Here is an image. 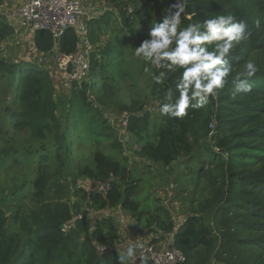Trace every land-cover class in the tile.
Listing matches in <instances>:
<instances>
[{"label": "trees", "instance_id": "1", "mask_svg": "<svg viewBox=\"0 0 264 264\" xmlns=\"http://www.w3.org/2000/svg\"><path fill=\"white\" fill-rule=\"evenodd\" d=\"M105 1L109 9L89 22L95 45L91 77L80 87L75 84L69 94L57 90L45 63L5 53L2 43L15 28L0 11V82L6 80L3 90L10 98L9 105L2 102L5 122L11 130H27L31 136L22 148L15 136L0 133V172L9 170L10 177L0 180V264H122L119 258L124 255L116 249H97L119 242L120 225L111 212L122 209L141 227L153 229L150 233L172 234L175 246L187 256L182 264H264V0H187L183 27L232 14L247 23L251 36L230 55L232 71L218 96L202 109H189L182 119L158 112L180 70L166 73L160 84L147 73L145 92L141 76L146 64L132 48L140 44L142 34L136 29L143 27L144 14L156 11L151 25L157 15H165L164 4L175 0L144 5L141 0H113L117 8ZM103 28L110 33L105 42ZM55 43L48 30L36 31L34 44L40 53H52ZM77 47L78 37L69 28L59 40V51L75 53ZM247 60L259 67L249 81L252 91L233 96L235 77ZM124 80L136 88L130 103L120 97ZM102 106L118 111L121 122L127 120L119 129L140 144L135 153L145 159L147 169L171 167L176 161L187 168L184 180L180 175L174 180L177 188L186 190L191 182L195 189L189 213L180 223L169 206L157 203L158 197L142 196L143 174L131 170L127 158L96 150L91 162L82 165L84 157H75V148L111 140L122 151L123 141H129L118 137ZM185 155L188 159L181 160ZM22 163L26 170L21 176L10 173ZM76 170L92 188L76 186ZM101 181L109 182L108 191L97 187ZM205 183L209 185L204 192ZM66 224L71 226L64 229ZM123 264H128L126 259Z\"/></svg>", "mask_w": 264, "mask_h": 264}, {"label": "clouds", "instance_id": "2", "mask_svg": "<svg viewBox=\"0 0 264 264\" xmlns=\"http://www.w3.org/2000/svg\"><path fill=\"white\" fill-rule=\"evenodd\" d=\"M186 7L187 0H175L159 22L151 23L148 37L133 52L145 62L144 72L157 84L163 82L166 73L180 70L173 86L166 89L159 102L158 112L162 117L182 119L189 109H202L210 99H215L232 71L230 55L251 36L247 23L232 14L180 28ZM151 69L160 71L156 73ZM258 71L254 61H245L243 70L235 77L232 95L250 93L252 84L249 81ZM132 255L133 248L129 246L127 256ZM119 259L123 264L126 257Z\"/></svg>", "mask_w": 264, "mask_h": 264}, {"label": "rangeland", "instance_id": "3", "mask_svg": "<svg viewBox=\"0 0 264 264\" xmlns=\"http://www.w3.org/2000/svg\"><path fill=\"white\" fill-rule=\"evenodd\" d=\"M150 0H141V4L144 5L145 3H148ZM84 3L86 5L92 4L93 7L96 8H103L105 9V5L101 4V0H84ZM109 3L112 4L114 7L117 8V3L113 2V0H109ZM153 1L150 5H153ZM166 8L165 14H167V9L169 6L167 4H164ZM95 8V9H96ZM2 9V8H1ZM109 9V8H108ZM108 9L104 10L102 14H104ZM117 10V9H116ZM114 10V11H116ZM3 12H6L5 9H2ZM156 11H152L151 15L149 16L148 14H144L145 21L143 23V27L139 26L136 30L137 32H141L142 35H140L138 41H142L143 39H146L148 37V31L150 28V21L154 20V17ZM100 14V15H102ZM116 19L118 22L123 23V17L121 14H119V11L115 12ZM143 17V15H142ZM157 22H159L162 19L161 15H157ZM8 22L13 25V27L16 29L17 33L20 34L21 31L23 33L21 36L16 35V36H11L9 37L5 42L2 43V48H4L7 53V49L9 46H13L15 48L23 47V50L25 51H20V54L17 55L15 54L13 58H21V59H30V60H38V59H43L41 64L45 63V67L51 70V77L53 74L56 72V53L53 51L52 53L46 54V56L43 55V57L39 56L42 55L38 50L35 49L33 46H29L28 43H26V40L30 37H26V27H21L19 25V21H12L7 18ZM143 28V30H141ZM180 28H183V25H180ZM104 32V33H103ZM100 35L102 37V41L105 42L109 36L110 33L106 28H103V31H100ZM143 37V39H140ZM140 41V42H141ZM92 45H94L92 43ZM138 46V45H137ZM136 45L132 46V48L135 50ZM95 49V45L92 50ZM27 52V56H26ZM139 59V58H138ZM141 76V82L143 84V89L145 92H148V81H147V73L142 72ZM96 77V73L93 72V79ZM130 80H124L122 82V91H121V100L122 103H130L132 102L133 96H135V87L130 86ZM3 87L7 88V82L6 80H3L0 82V133L4 132V137H10L11 134L15 140V143L17 145H20L22 148L26 147V144H29L31 142V136L30 133L25 130V131H13L10 129L9 125L5 122V107L6 105H2V102L9 105L10 98L9 96L4 92ZM65 92L69 94V88H65ZM153 106V105H152ZM152 106H149L151 108ZM108 112V111H107ZM109 119L111 121V124L116 128L117 132L119 133L118 137L123 141V140H129L128 142H124V147L122 146V151L120 149L114 148L111 144V140L104 141L101 146L92 144L91 146H83L82 148H75L74 150V155L76 158L84 157L85 160H83L82 165H86L91 162V157L94 155L93 153L96 150H102L108 155L114 156V157H120L122 159L127 158L128 166L131 168L133 171H139L142 172L143 174V182L141 183V192L142 196H146L150 194L151 196L158 197V204H165L170 207L171 214L173 216V219L177 221V223H180L182 219L186 217L189 213V207H190V200L192 198V194L194 193V185L191 184V182H187V184L190 183L188 188L186 190H183L182 188H177V184L175 183V178L180 175L181 178L184 180L185 175L188 173L186 171V167L184 164L181 163V161H176L171 167H166L162 168L161 166L156 165L155 168L152 170L147 169L146 167V161L144 158L139 156L137 153H135V150H138L140 147V144L136 142L134 139H132V136L129 133H124L121 128L119 129L120 123H125L126 121L121 122V115H118V111H113L112 110L109 112ZM17 140V141H16ZM19 143V144H18ZM37 147H40L41 144L39 142H36ZM74 157V160L76 162V158ZM188 155H185L184 157L181 158L183 159H188ZM82 160V159H79ZM78 160V161H79ZM26 170V165L22 163L21 165L17 166L14 165L12 169L10 170V173L17 172L19 176L22 175V171ZM8 171H1L0 172V180L2 177L7 176L8 178ZM76 177L79 178L76 182V186H86L89 188H92L93 184H91L90 180L87 177L81 176L80 172L77 170L75 171ZM187 180V179H186ZM70 181L73 182L72 179ZM71 182V183H72ZM209 184L205 183L204 187V192L207 191V186ZM63 198H65V195H63ZM73 200H83L82 198H74ZM124 214L130 215L129 212L124 211L123 209L121 210ZM120 210L111 212V215L120 223H124L123 225L124 231L131 230L133 232L134 227L138 225L141 230H143L144 234L146 233L147 236L150 234L152 236V233H149L150 231H153V229H150V231L147 228L141 227L137 221L134 219V217H124L121 213ZM128 213V214H127ZM99 216V215H97ZM133 222L135 225H133ZM138 227V228H139ZM122 228L119 227V230ZM123 230V229H122ZM142 232V231H141ZM142 232V233H143ZM166 237H168V233L165 234ZM171 240L174 241V237H171Z\"/></svg>", "mask_w": 264, "mask_h": 264}, {"label": "built area", "instance_id": "4", "mask_svg": "<svg viewBox=\"0 0 264 264\" xmlns=\"http://www.w3.org/2000/svg\"><path fill=\"white\" fill-rule=\"evenodd\" d=\"M3 1L4 4H7L8 0ZM105 3L104 9V7H93L92 4L86 5L84 0H23L19 6L15 5L18 6L15 10L5 15L9 20L19 21L21 27H26V37L30 36L26 40L29 46L35 47L34 36L37 30H48L52 34L56 42L54 52L57 65L53 75L60 74L65 81V86L70 90L75 84L80 87L91 77V53L94 45L89 37V22L109 8L107 2L101 0L102 5ZM132 10L130 8V12ZM69 28H72L78 37L77 51L62 54L58 48L59 40ZM22 33L23 31L18 34L15 29L13 35L21 36ZM41 54L39 56H46L45 53ZM41 60L43 61V59ZM125 121L124 125L127 126V120ZM211 126L213 127L214 123ZM97 187L103 191L110 189L108 181L99 182ZM121 214L128 217L123 212ZM119 225L123 229L119 232V242L111 248L98 246L99 252L104 253L116 247V250L126 257L128 264H182L187 261L185 253L177 248L174 241L171 240L172 234H168V237H160L157 234L152 236L148 234L147 236L138 225L134 227L133 232L131 230L124 231V223L120 222ZM133 225H135L134 222ZM70 226V224H66L64 229ZM154 239L158 240L154 242ZM129 246L133 248V255L130 257L127 256Z\"/></svg>", "mask_w": 264, "mask_h": 264}, {"label": "crops", "instance_id": "5", "mask_svg": "<svg viewBox=\"0 0 264 264\" xmlns=\"http://www.w3.org/2000/svg\"><path fill=\"white\" fill-rule=\"evenodd\" d=\"M21 1H23V0H8L6 2L7 4H4L3 3L4 1H1L0 3H3V4L2 5L0 4V8L5 9L6 12H3L2 9H0V11L7 15L12 10H15V8L19 6ZM15 5H18V6H15ZM26 56H27V52H26ZM28 60H30V59H28ZM37 61H40L42 63V60H37ZM52 79L54 81V84H55V87L57 88V90H59L63 94H66V92H65V88H66L65 81L62 78V76L60 74H55L52 76ZM153 234L154 233H152V235Z\"/></svg>", "mask_w": 264, "mask_h": 264}, {"label": "water", "instance_id": "6", "mask_svg": "<svg viewBox=\"0 0 264 264\" xmlns=\"http://www.w3.org/2000/svg\"><path fill=\"white\" fill-rule=\"evenodd\" d=\"M20 51H24L22 47H19V48H15L13 46H9L8 49H7V53L10 57H14L15 54L19 55L20 54ZM25 52V51H24ZM38 64L42 65L40 61H37ZM102 111H108L110 112L112 110V108H106L105 106H102ZM114 249H116V247H114Z\"/></svg>", "mask_w": 264, "mask_h": 264}]
</instances>
